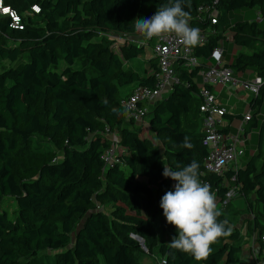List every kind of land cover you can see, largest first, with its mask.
I'll return each mask as SVG.
<instances>
[{
  "label": "trees",
  "instance_id": "obj_1",
  "mask_svg": "<svg viewBox=\"0 0 264 264\" xmlns=\"http://www.w3.org/2000/svg\"><path fill=\"white\" fill-rule=\"evenodd\" d=\"M167 3L4 0L20 15L21 27L0 14V61L11 64L0 68V264H141L140 255L154 251L160 264H264V116L259 126L252 124L264 84L248 102L252 117L244 127L245 161L218 174L204 166L208 149L201 143L205 113L198 81L199 70L213 62L212 51L228 37L236 49L250 50L225 61L223 49L224 65L236 75L247 71L264 79V20L238 16L252 8L264 15V0H186L190 26L207 33L206 41L194 46L202 62L188 68L177 61V81L149 105V134L142 123L126 119L122 100L137 86L154 87L157 58L140 60L146 47L117 41L115 35L139 36L132 22ZM34 4L39 12L31 10ZM206 6L217 10L215 23ZM133 59L142 61L141 67H125ZM241 115L226 112L222 120L228 126L218 129L235 133ZM254 126L259 132L253 152ZM110 134L119 141L107 161ZM185 137L192 148L180 146ZM193 160L199 179L218 199V220L232 229L211 245L203 261L170 248L176 229L159 206L176 183L162 175L164 167L179 170L177 165ZM233 187L252 215L246 221L258 244L252 260L240 256L241 213L229 207L231 199L225 202ZM130 233L143 239L147 252Z\"/></svg>",
  "mask_w": 264,
  "mask_h": 264
},
{
  "label": "built area",
  "instance_id": "obj_2",
  "mask_svg": "<svg viewBox=\"0 0 264 264\" xmlns=\"http://www.w3.org/2000/svg\"><path fill=\"white\" fill-rule=\"evenodd\" d=\"M31 10L39 12L37 5H32ZM204 11L210 17L212 23H215L217 18V10L214 6L204 7ZM0 14L8 15L11 18L12 26L21 27V17L16 10L4 4V0H0ZM257 21H263L264 15L258 11L255 18ZM190 26V22H189ZM191 27V26H190ZM200 42L206 41L207 33L201 28ZM116 40L120 42H134L140 46H148L153 56L157 58L158 72L156 74V82L154 87L137 86L133 92L122 100L123 107L126 111V119H133L141 124V127L146 121V114L149 105H152L157 99L169 93L173 84L177 81L175 65L177 61L181 62L183 67H194L200 65L201 57L194 54V47L183 45L174 35H164L159 38L145 40L141 36H127L125 33L116 34ZM213 62L202 67L198 75H201L199 94L202 97L200 110L205 113L203 118V133L204 136L201 143L208 149V154L204 160L206 170L214 171L218 174L224 173L231 164H234V169L239 166V158L245 153V125L251 119L252 114L248 109L247 112L241 115V119L235 133L223 132L218 128L222 125V116L232 110L233 107L227 102H222L219 98L220 92L217 86H222L225 90L226 100L229 101L232 96L237 95L241 91L248 92L253 96H257L260 87L264 84V79L254 74L247 78L239 79L235 76L232 68L224 65L223 46L218 45L212 51ZM234 94V95H233ZM109 138L112 141L110 148L105 151L106 160H112L114 153L118 150V137L115 134H110ZM234 177H232L233 179ZM238 187H233L226 195L225 202L238 194ZM130 236L136 239L142 249L147 252L143 239L133 233ZM264 243V235L261 237ZM162 260V259H161ZM163 262V261H162Z\"/></svg>",
  "mask_w": 264,
  "mask_h": 264
},
{
  "label": "clouds",
  "instance_id": "obj_3",
  "mask_svg": "<svg viewBox=\"0 0 264 264\" xmlns=\"http://www.w3.org/2000/svg\"><path fill=\"white\" fill-rule=\"evenodd\" d=\"M186 0H168L149 18H138L132 23L139 36L145 40L174 35L187 46L194 47L200 42L199 28L189 26L190 14L185 11ZM192 148L188 137L182 144ZM173 170L164 167L162 175L176 181L174 190L167 191L160 200V207L166 222L176 229V235L169 243L170 248L189 253L196 261L207 260L212 247L219 238L231 234L227 221H220L216 198L210 185L199 179V164L193 160L188 165Z\"/></svg>",
  "mask_w": 264,
  "mask_h": 264
},
{
  "label": "rangeland",
  "instance_id": "obj_4",
  "mask_svg": "<svg viewBox=\"0 0 264 264\" xmlns=\"http://www.w3.org/2000/svg\"><path fill=\"white\" fill-rule=\"evenodd\" d=\"M257 12L258 10L255 9V8H252V9H247V10H243V11H239L238 12V16L242 17V14L245 15L244 19L246 18V20H254L257 16ZM229 38H226L224 40V44H223V49H224V54H225V61H232L234 59V56L235 54H237L238 52L240 51H249L250 49H247V48H241V49H236L234 47V45L229 41ZM117 51H118V48H117ZM145 54L146 55H141L139 57L140 60H142L143 57L147 58V56H151L152 53H151V50L149 49L148 46H146L145 48ZM139 59H133L131 61H129L128 63H126L125 67H131V68H136V67H141V63L142 61H140ZM11 65L9 62L7 61H0V68H5L7 66ZM235 76H237L235 74ZM239 79H242L244 77L242 76H237ZM202 80V77L201 75H198V81L200 82V84L202 83L201 82ZM130 86H126V88H128ZM242 95H245L247 96L249 99L247 100H250L253 95L248 93V92H243L241 91ZM168 93H166L165 95H167ZM234 95V94H233ZM236 97L232 96V100H235ZM231 100V101H232ZM236 102H233L235 104H237L238 106V111L240 112H243L245 110V108L249 109V106H248V102H244L242 101V99H239V100H235ZM223 102H227L228 101L225 99V101ZM234 104V105H235ZM236 106V105H235ZM234 109V108H233ZM254 112H257V116H259V123H263V116H264V100H263V103L259 109V111H254ZM244 114V112L242 113ZM254 119V117H253ZM144 127H142L143 130L147 129V130H150V126L148 124V121L146 119L145 123H144ZM258 132H259V127H255L253 129V131L250 132V143L252 144V150L253 152L255 150H257V145H258ZM149 134H152L151 130L149 131ZM247 157V155L245 154V156H242L241 158H239V162H241V164L245 161V158ZM10 203L13 205L12 201H10ZM216 204H218V199L216 198ZM246 201L242 198V197H232L231 198V203H230V208L231 209H236V210H239L240 213H241V216L239 218V223H238V227H241V230L242 232L244 233L245 235V241L243 243V246H242V249L240 251V256L244 259H247V260H252L254 257H255V252L254 250L252 249V245H258L257 243H255L254 241V237L250 234V229H248L246 227V221L248 222V217H251V213L249 212V209L248 207H246ZM245 206V207H244ZM9 211H12V207H10L8 209ZM9 214L11 215L12 213L9 212ZM249 225L252 226V220L249 222ZM140 255V254H139ZM162 262L161 260V257L157 254L156 251H154L153 254H141L140 255V263L141 264H160Z\"/></svg>",
  "mask_w": 264,
  "mask_h": 264
},
{
  "label": "crops",
  "instance_id": "obj_5",
  "mask_svg": "<svg viewBox=\"0 0 264 264\" xmlns=\"http://www.w3.org/2000/svg\"><path fill=\"white\" fill-rule=\"evenodd\" d=\"M237 76H242V77H244V78H247V77H250V76H252L251 75V73H249V72H247V71H244V72H239L238 74H237ZM217 88V90L220 92V96H219V98H220V100L223 102V101H225V97H226V94H225V90H224V88L222 87V86H217L216 87ZM234 97H236L235 98V100H239V99H242V101H244L245 103L246 102H248L249 100H247V99H249L247 96H245V95H242V93L240 92V93H238L237 95H235ZM232 98V97H231ZM232 99H230L229 101H228V104L230 105L228 108H231V107H233L232 108V110H230L229 112H235V113H245V112H247L248 111V109L247 108H245V110L243 111V112H240V111H238V106H237V104H235V103H233V102H236L235 100H232ZM236 106H235V105ZM258 119H259V116H257L256 115V117L254 118V121H252V124H257V126H259V121H258ZM238 124V120L235 118L234 120H233V122L230 124V131L231 132H235V130H236V125ZM222 127H227L228 125H227V122H223L222 123V125H221ZM257 126H254V127H252L251 128V130H250V132L251 131H253V129L255 128V127H257ZM250 151H253L252 150V147H251V149H250ZM252 249L254 250V252H257V250H258V245L256 246V245H252Z\"/></svg>",
  "mask_w": 264,
  "mask_h": 264
}]
</instances>
